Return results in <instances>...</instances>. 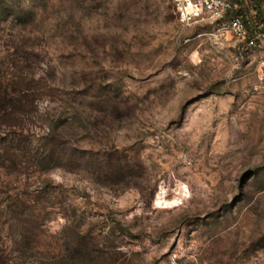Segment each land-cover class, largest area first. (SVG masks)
<instances>
[{"label": "rangeland", "instance_id": "obj_1", "mask_svg": "<svg viewBox=\"0 0 264 264\" xmlns=\"http://www.w3.org/2000/svg\"><path fill=\"white\" fill-rule=\"evenodd\" d=\"M232 2L244 38L171 0H0V264H264V0Z\"/></svg>", "mask_w": 264, "mask_h": 264}, {"label": "built area", "instance_id": "obj_2", "mask_svg": "<svg viewBox=\"0 0 264 264\" xmlns=\"http://www.w3.org/2000/svg\"><path fill=\"white\" fill-rule=\"evenodd\" d=\"M174 12L182 26L200 22H217L220 29L237 37H246L247 25L241 16L233 13L232 0H171ZM253 42V40H251Z\"/></svg>", "mask_w": 264, "mask_h": 264}, {"label": "trees", "instance_id": "obj_3", "mask_svg": "<svg viewBox=\"0 0 264 264\" xmlns=\"http://www.w3.org/2000/svg\"><path fill=\"white\" fill-rule=\"evenodd\" d=\"M256 10V9H255ZM234 14L239 15L242 17L244 22L246 23V12L245 9H238L233 11ZM248 28V23H246ZM255 32V30H253ZM9 83L6 80L0 79V156L3 154L4 156L11 155L10 153H14V149L12 148V145H9L10 138L8 137V134H4V131H2V127L6 129H15L17 126H19L17 121H15L16 117H14L13 107H15L14 101V89H10ZM19 102V101H18ZM11 150V152H10ZM16 156V154H15ZM10 160V159H9ZM3 163H7V161L4 158Z\"/></svg>", "mask_w": 264, "mask_h": 264}]
</instances>
